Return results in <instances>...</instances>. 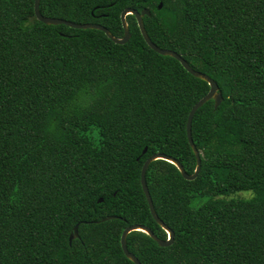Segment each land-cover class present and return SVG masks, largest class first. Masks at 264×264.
Instances as JSON below:
<instances>
[{
  "label": "trees",
  "instance_id": "obj_1",
  "mask_svg": "<svg viewBox=\"0 0 264 264\" xmlns=\"http://www.w3.org/2000/svg\"><path fill=\"white\" fill-rule=\"evenodd\" d=\"M124 8L148 10L150 39L222 96L193 115L194 179L164 159L147 167L173 241L133 230L128 250L141 264H264V0L39 2L44 16L117 37ZM126 21L130 38L119 44L99 29L45 24L34 0H0V264H135L121 248L124 228L167 238L141 167L159 152L194 171L186 121L209 84L150 48L134 15ZM241 190L251 195L230 197Z\"/></svg>",
  "mask_w": 264,
  "mask_h": 264
},
{
  "label": "water",
  "instance_id": "obj_2",
  "mask_svg": "<svg viewBox=\"0 0 264 264\" xmlns=\"http://www.w3.org/2000/svg\"><path fill=\"white\" fill-rule=\"evenodd\" d=\"M39 2H40V0H34V14L38 20L44 22L45 24H55V25L65 24V25L73 27V28L99 29V30L103 31L113 42L119 43V44H123V43L127 42L128 39L130 38V32H129L128 23L126 21V15L132 14L135 16V18L137 20L138 27L141 31V34H142L145 42L148 44V46L150 48H152L154 51H156L159 54L168 55V56H172V57L176 58L189 73H191L193 76H195L197 78L205 80L209 84L208 92L204 96H202L197 102H195L192 105V107L190 108V111H189L188 116H187V121H186L187 139H188V142H189V144H190V146L194 152L195 158H196V166H195L194 171L192 173L186 172L183 165L176 158H174L170 155H166L164 153H159V152L151 154L148 158H146V160L142 164L141 171H140V184H141L142 190L145 194L150 212H151L154 220L166 231L167 238L166 239L159 238L157 235L154 234V232L148 226H145L142 224H132V225H129L126 228H124V230L121 234V238H120L121 248H122L125 256L127 258H129L132 262H134L135 264H141L140 261L138 260V258L132 252H130L127 248L126 236L129 232H131L133 230H140L142 232H145L153 240H155L159 246H167V245L171 244V242L173 241V237H174L173 230H171L167 226V224L164 223L159 218V216L156 214V211L154 209L152 198L150 196V192L148 190V186H147L146 179H145V173H146L147 167L150 164V162H152L155 159H164V160L174 164L178 168V170L180 171L182 177H184L185 179L191 180L197 176V174L200 170V166H201V158H200V153H199L198 149L196 148V146L193 142L192 136H191V122H192V118H193V115L196 112V110L200 106H202L206 101L213 99L214 100V108H217L219 106V104L222 100V96H221L220 91L218 90V85L207 74L200 72V71H197L194 68H192L188 64V62L180 54H178L177 52H175L174 50H171V49L161 48L158 45H156L150 39V37L148 36V34L145 30L144 24H143V16L150 14V12L146 9H143L141 11H137L136 9H133V8H124L120 13L121 24L123 27V35L121 37H117V36L113 35L108 28H106L104 25L99 24V23H94V22L78 23V22H73L70 20L63 19V18L44 16L40 13ZM161 5H162V3L160 2L158 7L160 8ZM145 151H146V147L143 149V152H145ZM98 201H102V198H99ZM112 217L113 216H107V217L102 218V220L110 219ZM78 236H79L78 224H75L71 233L69 234V238H68L69 243H71L72 239L77 238Z\"/></svg>",
  "mask_w": 264,
  "mask_h": 264
},
{
  "label": "rangeland",
  "instance_id": "obj_3",
  "mask_svg": "<svg viewBox=\"0 0 264 264\" xmlns=\"http://www.w3.org/2000/svg\"><path fill=\"white\" fill-rule=\"evenodd\" d=\"M251 195V191L249 190H241V191H236L230 195V197H248Z\"/></svg>",
  "mask_w": 264,
  "mask_h": 264
}]
</instances>
